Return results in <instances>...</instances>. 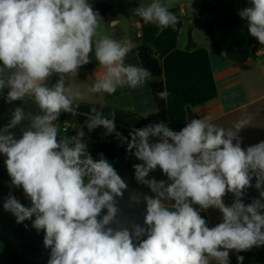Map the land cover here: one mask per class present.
Here are the masks:
<instances>
[{
  "label": "clouds",
  "instance_id": "9594fccd",
  "mask_svg": "<svg viewBox=\"0 0 264 264\" xmlns=\"http://www.w3.org/2000/svg\"><path fill=\"white\" fill-rule=\"evenodd\" d=\"M250 2L239 16L264 45V0ZM171 7L172 0H151L133 11L146 23L174 28L179 18ZM102 26L88 0H0V91L9 89V102L34 99L40 110L21 138L12 129L24 120L23 107L15 108L0 130V154L6 157L11 186L22 187L32 205L9 194L4 209L17 223L35 216L32 227L44 231L43 243L50 249L47 264H228L230 250L264 245V190L250 204L241 200L253 177L256 189L264 186V141L245 150L237 135L251 124L250 117L237 121L234 130L204 118L192 119L178 132L163 122L131 132L127 149L134 148L143 161L133 165L135 179L155 194L144 196V226L131 228L118 218L116 198L128 185L114 167L103 154L92 158L82 142L83 130L58 138L54 122L62 112H73L74 100L82 96L65 81L90 62V53L104 69L89 87L91 93L136 89L151 78L148 69L125 64L130 49L101 35ZM54 73L59 79L49 87L46 81ZM157 95L165 99L167 93ZM91 111L89 131L98 126L107 133L115 130V113L108 119ZM150 137L159 142L150 143ZM157 167L170 183L146 179ZM226 192L234 194L231 206L222 199ZM193 205L219 209L222 222L208 227ZM243 259L237 256L239 264Z\"/></svg>",
  "mask_w": 264,
  "mask_h": 264
},
{
  "label": "crops",
  "instance_id": "0c3cea01",
  "mask_svg": "<svg viewBox=\"0 0 264 264\" xmlns=\"http://www.w3.org/2000/svg\"><path fill=\"white\" fill-rule=\"evenodd\" d=\"M104 1L88 0V3L95 9ZM149 2L151 0H142L140 3ZM196 4H198L197 0H172V7L169 10L179 18V23L174 28L158 27V34L152 44L154 51L160 55L163 66V81L167 93V126L172 131L178 132L192 119L205 118L218 127L234 130L237 121L250 117L251 124L242 128L237 134L241 138V147L246 150L247 147L264 141V45L250 35L246 19H242L239 15L236 18L227 16L231 10L240 12L244 8L251 7V2L250 0H206L205 5L209 7L212 23L219 27L215 40L211 27L208 34H200L195 30L202 19L197 23L192 19L193 26L187 24L192 18ZM141 19L134 11L129 16L102 19L100 34L108 35L130 49L125 64L142 66L138 54V41L142 35ZM227 19H236L237 22L229 26L222 25L221 21ZM112 21L118 22L112 25ZM208 35L212 36L213 42L209 41ZM189 36L195 43L190 49L187 48ZM215 42L219 47L217 52L214 51ZM87 64L78 69V74L73 80L65 81V86L72 83L74 89L80 91L82 96L74 100L73 112H62L54 122L59 130L58 138L72 137L83 130L82 142L86 143V146L92 143L97 145L99 144L97 138L121 137L129 135L135 129L160 123L149 80L136 89L127 86L118 88L111 95L91 93L88 91L89 87L103 74L104 69L99 66L94 52L90 53V62ZM58 79L59 76L54 73L46 81L47 86H54ZM8 91V88L0 91V130L9 123L12 110L17 107H23L24 120L31 125V117L40 112L34 99L26 97L24 100L9 102ZM93 108L102 112L108 119H112L110 114L115 113V130L112 133H107L103 126L88 130L86 122L93 114L91 111ZM12 131L18 139L17 136L22 131L21 125H17ZM149 139L150 143L159 142L158 137ZM0 158L3 159L0 165V264H47L50 249L44 246V231L38 232L32 227L35 216L17 223L16 217L3 207L9 194L15 196L26 207L32 205L22 187L11 186V178L5 165L6 157L0 154ZM114 161L117 163L114 169L128 185L123 196L116 198L120 209L118 218L129 228L133 224L144 226L146 214L144 196L154 197L155 194L147 185L135 179L133 165L142 164L143 161L135 155L118 156ZM112 163L110 162L111 165ZM146 179L170 183L159 167L150 171ZM250 183L252 186L246 189L241 197L245 205L250 204L254 199H259L260 191L264 190V186L260 190L255 188V177ZM222 199L226 206H231L235 197L233 193L226 192ZM193 207L206 220L208 227H214L222 222L223 217L219 209L214 207L200 209L199 205ZM261 214H264V210ZM146 238V236L141 237V239ZM259 247L253 246L242 252L230 250L228 264H239L237 256H243V264H245ZM211 264L216 262L213 260Z\"/></svg>",
  "mask_w": 264,
  "mask_h": 264
},
{
  "label": "trees",
  "instance_id": "16d2710c",
  "mask_svg": "<svg viewBox=\"0 0 264 264\" xmlns=\"http://www.w3.org/2000/svg\"><path fill=\"white\" fill-rule=\"evenodd\" d=\"M142 0H105L100 3L94 11H97L103 20H106L108 17L116 18L118 16H129L133 10L139 5ZM142 22V35L138 41V54L141 64L144 68L148 69L151 72L150 88L154 103L158 111V119L161 122L167 125V101L166 98H160L157 93L165 91V85L163 81V66L161 62L160 55L154 51L152 44L156 39L158 34V27ZM237 22L236 19H227L222 20V25H233ZM211 28H209V31ZM214 51L217 52L219 47H217V42L214 43ZM195 46V43L192 40V37L189 36L187 48L190 49ZM88 65V64H86ZM15 109L12 110L14 112ZM156 122V121H152ZM22 131L17 138H21L23 131L30 128V123L26 120L21 122ZM126 138V139H124ZM99 144H91L86 146L88 153L91 154L94 160L100 158V154H103V157L108 160V162H113L112 166L115 168L117 163L114 161L116 157H124L129 155H134L135 149L131 151L127 149V143L131 141L130 135L123 136H105L102 138H97ZM122 142V146L118 152H113L111 150V143ZM3 162V159L0 158V165ZM245 264H264V245H261L257 251L251 256V258Z\"/></svg>",
  "mask_w": 264,
  "mask_h": 264
},
{
  "label": "rangeland",
  "instance_id": "374dc122",
  "mask_svg": "<svg viewBox=\"0 0 264 264\" xmlns=\"http://www.w3.org/2000/svg\"><path fill=\"white\" fill-rule=\"evenodd\" d=\"M198 4L195 5V7L193 8L194 12H192V18L189 19L188 21V25L190 26L191 23H192V19L195 20L197 23V21H199V19H202V22H200V24H198L196 26V31L199 32L200 34H205V33H209V28L211 27L212 28V31L213 33L215 34L214 36V40L217 38V35H218V29L219 27L218 26H215L213 25L212 23V19L210 17V11H209V7L207 5H205V2L206 0H197ZM214 2V1H212ZM239 15V12L238 11H234V10H231L228 14L227 17H230V18H236L238 17ZM209 36V41L210 42H213L212 41V36L211 35H208Z\"/></svg>",
  "mask_w": 264,
  "mask_h": 264
},
{
  "label": "water",
  "instance_id": "95a60500",
  "mask_svg": "<svg viewBox=\"0 0 264 264\" xmlns=\"http://www.w3.org/2000/svg\"><path fill=\"white\" fill-rule=\"evenodd\" d=\"M191 26H193V24L191 23ZM122 146V142H114V143H111L110 147H111V150L113 152H118L119 149L121 148Z\"/></svg>",
  "mask_w": 264,
  "mask_h": 264
}]
</instances>
